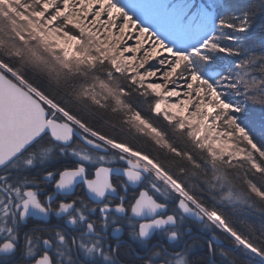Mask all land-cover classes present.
<instances>
[{
	"label": "flooded vegetation",
	"instance_id": "1",
	"mask_svg": "<svg viewBox=\"0 0 264 264\" xmlns=\"http://www.w3.org/2000/svg\"><path fill=\"white\" fill-rule=\"evenodd\" d=\"M75 129L0 167V264H264L141 160Z\"/></svg>",
	"mask_w": 264,
	"mask_h": 264
},
{
	"label": "trees",
	"instance_id": "2",
	"mask_svg": "<svg viewBox=\"0 0 264 264\" xmlns=\"http://www.w3.org/2000/svg\"><path fill=\"white\" fill-rule=\"evenodd\" d=\"M14 10L12 5L0 4L3 64L88 128L153 160L195 201L217 213L230 230L264 256V0H224L223 7L217 8L218 13H224V20L239 26L246 18L251 28L240 32L225 27L214 39L218 30L212 22L208 40L181 66L187 75L194 74L198 86L208 93L223 94V80L239 88V102L224 100L226 109L217 113L239 149L238 154L223 156L205 146L204 140L191 136L187 128L153 114L151 97L130 86L124 77L117 79L128 91V111L111 101H93L84 88L95 77L101 78L104 70L70 71L26 32ZM219 45L229 51L219 50ZM236 108L242 112L234 111ZM131 113H139L159 132L161 140L140 130Z\"/></svg>",
	"mask_w": 264,
	"mask_h": 264
},
{
	"label": "rangeland",
	"instance_id": "3",
	"mask_svg": "<svg viewBox=\"0 0 264 264\" xmlns=\"http://www.w3.org/2000/svg\"><path fill=\"white\" fill-rule=\"evenodd\" d=\"M0 4L12 5L15 9L14 16L22 22L26 32L32 38L39 39L41 46L70 71H84V68L104 70L101 78L95 77L84 88L86 96H91L93 101H111L116 107L128 111L125 103L128 91L118 81L120 77H124L130 81V86L133 84L143 94L151 97L153 114L187 128L191 136L204 140L203 144L210 149L214 148L218 155L239 151L233 145L231 135L224 131L225 125L221 124L217 114L225 108L222 101L239 102V88L223 80L221 86L226 90V95L225 92L208 93L198 86L194 74L187 75L181 67L208 40L212 21L176 36L169 35L160 26L163 6L144 4L142 0H0ZM133 13L135 18H132ZM0 64L3 63L0 61ZM3 65L0 68L10 77L25 86L29 85L17 72ZM35 91L38 92L36 89ZM49 103L53 102L49 100ZM51 109L65 120H72L87 133L97 134L102 142H114L88 128L62 108L56 111ZM231 109H234V105ZM234 111L242 112L239 108ZM130 116L140 130L158 141L161 140L159 132L139 113H131ZM235 118L240 119L241 116ZM117 145V148L122 146L140 153L127 145ZM156 174L178 191L164 176L157 171ZM181 193L188 194L185 190ZM206 211L210 215H218L207 209ZM220 220L221 223L223 219ZM239 245L242 246L241 243ZM247 249L244 248L247 253L252 254Z\"/></svg>",
	"mask_w": 264,
	"mask_h": 264
},
{
	"label": "water",
	"instance_id": "4",
	"mask_svg": "<svg viewBox=\"0 0 264 264\" xmlns=\"http://www.w3.org/2000/svg\"><path fill=\"white\" fill-rule=\"evenodd\" d=\"M54 105L0 68V167L20 156L44 134L64 145L72 143V132L78 126L70 119L63 123L51 120L49 108L56 111ZM84 139L93 147L99 145ZM259 258L264 262V257Z\"/></svg>",
	"mask_w": 264,
	"mask_h": 264
},
{
	"label": "snow or ice",
	"instance_id": "5",
	"mask_svg": "<svg viewBox=\"0 0 264 264\" xmlns=\"http://www.w3.org/2000/svg\"><path fill=\"white\" fill-rule=\"evenodd\" d=\"M142 2L144 4L153 3L163 6L160 12V26L168 32L169 35L179 36L181 33L190 31L193 28L203 27L209 21L214 22L215 28L218 30L213 33L214 39L219 36V30L225 27L240 32L248 31L251 28V24L248 23L246 18H243V23L239 26H235L230 21L224 20V13L217 12L218 6L223 7L224 0H218V2H213V0H142ZM132 18H135L134 13ZM234 18L241 19L240 17ZM157 35H159V33H157ZM229 38L232 39V37ZM216 42L218 43V40ZM219 50L229 51L224 49L223 45H219ZM47 131L48 130L45 129V132ZM47 178L51 179V177ZM70 183L71 180L63 181L64 185ZM100 194L103 195V192L101 191ZM28 195L32 197V203L36 207H41L35 200L33 193H29ZM38 264H49V258L44 257Z\"/></svg>",
	"mask_w": 264,
	"mask_h": 264
},
{
	"label": "bare ground",
	"instance_id": "6",
	"mask_svg": "<svg viewBox=\"0 0 264 264\" xmlns=\"http://www.w3.org/2000/svg\"><path fill=\"white\" fill-rule=\"evenodd\" d=\"M0 65H1L2 67L4 66L3 64H0ZM29 88L32 89L33 91H35V89H33L32 87L29 86ZM35 92H36V91H35ZM37 93H38V92H37ZM54 106H55V105H54ZM56 109H59V110H60V108H59L58 106H56ZM92 135L95 136V137H99L97 134H92ZM111 143L114 144V142H111ZM115 145H116L117 147H119V145H117L116 143H115ZM119 149H121L122 151H124L125 153H127L128 155H130L131 157H133V158H135V159H140L144 164H146L147 166H149L151 169L157 171L160 175L164 176V177L166 178V180H167L169 183H172V185H173L175 188H177L178 191H179L180 193L183 191L182 187L177 183V181H175V180H174L172 177H170L169 175L164 174L165 172H164V171H163L158 165H156V164L153 162V160H151L150 158H148V157H146V156H144V155H142V154H140V153H137V152L131 151L130 149H128V148H126V147H122V146H120ZM194 203H196V205H197L198 207L201 206L197 201H196V202L194 201ZM209 215H210V214H209ZM214 215H215V216H214ZM210 216H211L212 220H214V221L217 222L218 226H219L221 229H223V230H225V231L231 233V234L235 237V239H236L237 241H239L242 245H244L245 247H247L248 250H249L251 253H253L256 257L259 258V256H260V257L263 258V256L260 254V252H259L257 249H254V247H252L251 245L247 244L243 239L239 238L236 234H234V232H233L232 230H230V229L226 226V224L224 223V221H222V222L220 223L219 221H221V220H220L221 218H219L218 215H216V214H211ZM217 218H219V221H218ZM257 255H258V256H257Z\"/></svg>",
	"mask_w": 264,
	"mask_h": 264
}]
</instances>
